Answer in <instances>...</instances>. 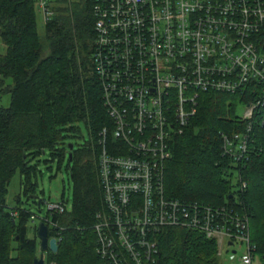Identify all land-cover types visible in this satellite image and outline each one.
<instances>
[{"label": "trees", "instance_id": "obj_1", "mask_svg": "<svg viewBox=\"0 0 264 264\" xmlns=\"http://www.w3.org/2000/svg\"><path fill=\"white\" fill-rule=\"evenodd\" d=\"M66 2L56 0L55 16L42 25V38L33 0H0V40L6 47L0 54V96L9 95V104L0 105V264H34L41 254L37 225L28 226L33 213L7 208L5 195L19 171L23 194L33 199L38 157L45 153L44 163L57 159L60 169L66 162L72 206L62 214L45 212L48 238L60 234L62 240L57 252L43 253V264H99L94 224L104 201L98 162L106 128L107 148L113 152V121L93 62L94 0L76 6ZM256 44L264 54V28ZM237 98L256 101L251 93H200L196 115L170 146L165 194L247 212L251 242L264 258V106L252 121L248 159L237 161L223 151V135L248 125L235 112ZM70 135L77 138L70 142L72 150ZM160 244V264H219L216 241L198 231L170 229Z\"/></svg>", "mask_w": 264, "mask_h": 264}, {"label": "built area", "instance_id": "obj_2", "mask_svg": "<svg viewBox=\"0 0 264 264\" xmlns=\"http://www.w3.org/2000/svg\"><path fill=\"white\" fill-rule=\"evenodd\" d=\"M33 1L44 23L53 17L56 0ZM94 16L93 62L115 141L109 152L108 129L101 132L99 264H156L160 236L171 228L199 230L216 241L218 256L245 243L241 264H253L247 214L169 198L164 173L170 145L196 115L202 92L254 96L242 116L246 130L223 135L224 154L248 158L252 121L264 105V54L255 40L264 0H95ZM46 205L65 211L61 202ZM36 218L47 220L32 214L30 221Z\"/></svg>", "mask_w": 264, "mask_h": 264}, {"label": "rangeland", "instance_id": "obj_3", "mask_svg": "<svg viewBox=\"0 0 264 264\" xmlns=\"http://www.w3.org/2000/svg\"><path fill=\"white\" fill-rule=\"evenodd\" d=\"M81 0H67V4H74L76 6L79 4ZM36 21H37V29L40 36L44 37V30L42 25L44 22L41 19V15L36 13ZM43 50L42 56H45L48 53V47L45 45V41L43 40ZM6 47L0 40V54L5 53ZM236 101L235 103V112L237 116L241 119L244 115L247 102ZM9 104V95L3 94L0 96V105L7 106ZM86 132L85 130H83ZM77 138L70 135L68 137V143L75 142ZM49 156L47 153L42 154L38 157L40 160L37 164V168L39 170L38 175L36 177V194L39 199L42 200L40 204V209L38 210L37 200L34 202L33 199L25 197L22 191V177L19 171H16L7 187V192L5 195V203L7 208H13L15 206L25 208L29 210L31 213L35 214L37 217H41L45 214L47 209V202H61L64 200L65 205L67 206V210L71 209L72 206V185L69 179L68 172L66 170V162L59 169L58 160L55 159L53 162L44 163L43 160L48 159ZM34 162V161H32ZM50 166V168H48ZM31 195V194H29ZM32 196V195H31ZM39 223L38 218L35 219L34 224L37 225ZM33 223L29 222L28 226L32 227ZM237 250L236 253H233L234 250ZM228 250V251H227ZM40 252V250H39ZM38 252V255L40 254ZM246 253V245L245 243H235L234 245L228 246L225 249L221 256H218L219 264H241V257ZM254 260L253 264H263L264 258L262 254L258 251H254Z\"/></svg>", "mask_w": 264, "mask_h": 264}, {"label": "water", "instance_id": "obj_4", "mask_svg": "<svg viewBox=\"0 0 264 264\" xmlns=\"http://www.w3.org/2000/svg\"><path fill=\"white\" fill-rule=\"evenodd\" d=\"M74 147L73 143H69V149L72 150ZM72 152H69V157L71 161ZM32 198L37 200V205L40 206L41 199L38 198L37 195H32ZM36 236L38 239V245L39 250L41 251V254L38 257H35L33 259L34 264H43V253L49 251L57 252L59 249V245L56 242L55 238L48 239L47 237V226L43 222H39L36 227ZM229 244H232V241L229 242ZM236 251L234 250L233 253ZM156 264H160V259L157 261Z\"/></svg>", "mask_w": 264, "mask_h": 264}, {"label": "bare ground", "instance_id": "obj_5", "mask_svg": "<svg viewBox=\"0 0 264 264\" xmlns=\"http://www.w3.org/2000/svg\"><path fill=\"white\" fill-rule=\"evenodd\" d=\"M94 2H95V0H94ZM53 11H54V15H53V17H54V16H55V5H54V7H53ZM36 12H37V10H36ZM93 12H94V5H93ZM53 17H52V18H53ZM52 18H50V19H52ZM50 19H49V20H50ZM49 20H48V21H49ZM48 21H47V22H48ZM47 22H45L44 24H46ZM263 28H264V27H263ZM263 28H262V29H263ZM261 31H262V30H261ZM261 31H260V32H261ZM260 32H259V33H260ZM259 33H258V34H259ZM258 34H257V35H258ZM257 35H256V37H257ZM256 37H255V40H256ZM255 88H256V87H255ZM202 93H203V92H202ZM216 93H222V92H216ZM229 94H233V93H229ZM103 102H104V99H103ZM260 106H264V105H260ZM105 109H106V108H105ZM110 118H111V117H110ZM112 121H113V120H112ZM113 126H114V124H113ZM185 128H186V127H185ZM183 131H184V130H183ZM182 133H183V132H182ZM182 133H180V134H182ZM180 134H178V135H180ZM176 136H177V135H176ZM113 138H114V137H113ZM171 144H172V143H171ZM170 146H171V145H170ZM223 151H224V150H223ZM109 152H110V151H109ZM101 154H102V153H101ZM101 154H100V156H99V162H98V163H99V169H100V157H101ZM225 155H227V154H225ZM170 158H171V156H170ZM170 158H169V159H170ZM169 159H168V160H169ZM247 159H248V158H247ZM168 160H167V161H168ZM166 163H167V162H166ZM166 163H165V165H166ZM99 171H100V170H99ZM99 176H100V172H99ZM100 180H101V178H100ZM101 185H102V182H101ZM102 190H103V187H102ZM164 192H165V173H164ZM165 195H166V194H165ZM103 201H104V193H103ZM40 204H41V203H40ZM62 204H63V203H62ZM64 206H65V211H64L63 213H65V212L67 211V207H66L65 204H64ZM39 207H40V206H39ZM215 207H216V206H215ZM235 208H236V207H235ZM104 210H105V203H104V209H103V211H104ZM49 212H50V211H49ZM101 212H102V211H101ZM238 212L246 213V214H247V212H242V211H238ZM50 213L54 214V213H58V212H50ZM98 213H99V212H98ZM98 213H97V214H98ZM58 214H62V213H58ZM97 214H96V215H97ZM14 215L16 216V214H14ZM247 216H248V218H249V228H250V217H249L248 214H247ZM47 222H48V220L46 221V223H47ZM43 223H44V222H43ZM44 224H45V223H44ZM49 224H50V225H55L53 222H52V223L49 222ZM45 225H46V224H45ZM171 229H174V228H171ZM184 229H187V228H184ZM169 230H170V229H169ZM187 230H190V229H187ZM190 231H198V232H200L199 230H190ZM200 233H202V232H200ZM202 234L205 235L204 233H202ZM57 236H61V235L58 234V235H56L55 237H57ZM47 237H48V236H47ZM61 237H62V236H61ZM48 239H52V238H48ZM250 239H251V228H250ZM160 247H161V244H160ZM159 249H161V248H159ZM96 252H97V250H96ZM160 256H161V253H160V251H159L158 260L160 259ZM158 260H157V261H158Z\"/></svg>", "mask_w": 264, "mask_h": 264}]
</instances>
